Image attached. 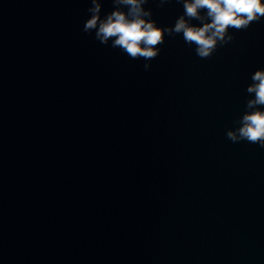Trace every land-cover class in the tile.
Listing matches in <instances>:
<instances>
[{
	"label": "water",
	"instance_id": "obj_1",
	"mask_svg": "<svg viewBox=\"0 0 264 264\" xmlns=\"http://www.w3.org/2000/svg\"><path fill=\"white\" fill-rule=\"evenodd\" d=\"M89 7L0 0V264H264V149L226 136L264 19L208 58L166 36L145 70L82 30Z\"/></svg>",
	"mask_w": 264,
	"mask_h": 264
},
{
	"label": "clouds",
	"instance_id": "obj_2",
	"mask_svg": "<svg viewBox=\"0 0 264 264\" xmlns=\"http://www.w3.org/2000/svg\"><path fill=\"white\" fill-rule=\"evenodd\" d=\"M149 0H112L113 8L102 12V0H90L83 31L94 33L101 44L119 48L132 59L144 58V69L157 57L166 36L181 35L200 58H208L219 46L234 39L233 30L247 29L264 19V0H177L183 11L173 24L160 25ZM167 0H160L161 4ZM193 20L197 23H193ZM246 87L245 110L226 131L232 142L246 140L264 149V67L251 73Z\"/></svg>",
	"mask_w": 264,
	"mask_h": 264
}]
</instances>
